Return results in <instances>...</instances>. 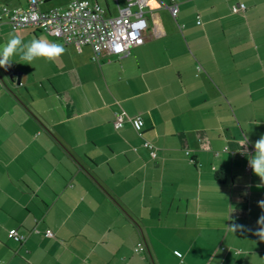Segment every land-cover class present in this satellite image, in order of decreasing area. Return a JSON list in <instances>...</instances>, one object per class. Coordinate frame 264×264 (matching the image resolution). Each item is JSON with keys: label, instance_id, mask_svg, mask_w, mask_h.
I'll list each match as a JSON object with an SVG mask.
<instances>
[{"label": "crops", "instance_id": "1", "mask_svg": "<svg viewBox=\"0 0 264 264\" xmlns=\"http://www.w3.org/2000/svg\"><path fill=\"white\" fill-rule=\"evenodd\" d=\"M89 1L106 17L126 7ZM170 1L146 8L144 43L122 57L0 24V45L66 50L0 68V264H264V187L248 166L264 134V0H175L176 19Z\"/></svg>", "mask_w": 264, "mask_h": 264}, {"label": "built area", "instance_id": "2", "mask_svg": "<svg viewBox=\"0 0 264 264\" xmlns=\"http://www.w3.org/2000/svg\"><path fill=\"white\" fill-rule=\"evenodd\" d=\"M126 7L116 17H106L105 10L98 3L89 0H70L62 9L41 10L42 0H28V7L0 8V24L4 21L10 28L35 29L48 33L56 38H61L66 44H73L77 48L90 46L95 58L102 53L117 57L127 55L130 50L144 43V32L147 29L146 8H152L154 0H124ZM167 8L171 16L176 19L179 6L175 0L170 4H162ZM136 7L133 12L132 8ZM246 10L243 3L234 4L232 13ZM200 22H198L199 24ZM115 126H123L122 117H118ZM143 146L149 151L150 156L157 157L156 148L148 141ZM10 236L17 242L24 237L16 230L9 231ZM45 237H53L48 231ZM142 242L137 244V250H143Z\"/></svg>", "mask_w": 264, "mask_h": 264}, {"label": "clouds", "instance_id": "3", "mask_svg": "<svg viewBox=\"0 0 264 264\" xmlns=\"http://www.w3.org/2000/svg\"><path fill=\"white\" fill-rule=\"evenodd\" d=\"M65 48L60 43H55L46 38H33L29 42H23L19 35L10 34V38L3 45H0V68H8L11 66V57L18 55L20 60L31 63L38 58H43L47 61H55L65 53ZM248 143L246 137L243 146ZM254 154L248 159V166L252 172L257 175L261 184L257 187H264V134L254 142ZM187 154V153H186ZM242 154L247 155V148H244ZM258 206L264 209V200L258 202ZM258 229L253 235L264 240V215H261L257 221ZM231 231L244 230L243 225L233 224L228 227Z\"/></svg>", "mask_w": 264, "mask_h": 264}, {"label": "trees", "instance_id": "4", "mask_svg": "<svg viewBox=\"0 0 264 264\" xmlns=\"http://www.w3.org/2000/svg\"><path fill=\"white\" fill-rule=\"evenodd\" d=\"M223 177V175H221V174H217V179L219 178V179H221Z\"/></svg>", "mask_w": 264, "mask_h": 264}, {"label": "rangeland", "instance_id": "5", "mask_svg": "<svg viewBox=\"0 0 264 264\" xmlns=\"http://www.w3.org/2000/svg\"><path fill=\"white\" fill-rule=\"evenodd\" d=\"M102 6H104V3L101 1V3H100Z\"/></svg>", "mask_w": 264, "mask_h": 264}, {"label": "water", "instance_id": "6", "mask_svg": "<svg viewBox=\"0 0 264 264\" xmlns=\"http://www.w3.org/2000/svg\"><path fill=\"white\" fill-rule=\"evenodd\" d=\"M17 84H20V82L17 80Z\"/></svg>", "mask_w": 264, "mask_h": 264}, {"label": "bare ground", "instance_id": "7", "mask_svg": "<svg viewBox=\"0 0 264 264\" xmlns=\"http://www.w3.org/2000/svg\"><path fill=\"white\" fill-rule=\"evenodd\" d=\"M144 142V141H143ZM143 147V146H142ZM145 148V147H144ZM146 149V148H145ZM150 156V155H149ZM152 158V157H151ZM51 238V237H50Z\"/></svg>", "mask_w": 264, "mask_h": 264}]
</instances>
